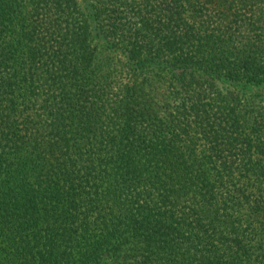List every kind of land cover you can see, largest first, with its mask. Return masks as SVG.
Here are the masks:
<instances>
[{
	"label": "trees",
	"instance_id": "obj_1",
	"mask_svg": "<svg viewBox=\"0 0 264 264\" xmlns=\"http://www.w3.org/2000/svg\"><path fill=\"white\" fill-rule=\"evenodd\" d=\"M0 264H264V0H0Z\"/></svg>",
	"mask_w": 264,
	"mask_h": 264
}]
</instances>
